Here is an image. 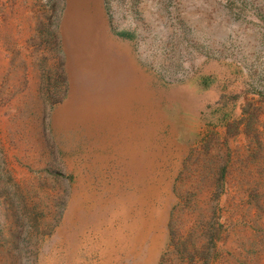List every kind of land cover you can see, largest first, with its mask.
I'll return each instance as SVG.
<instances>
[{
  "label": "rangeland",
  "instance_id": "1",
  "mask_svg": "<svg viewBox=\"0 0 264 264\" xmlns=\"http://www.w3.org/2000/svg\"><path fill=\"white\" fill-rule=\"evenodd\" d=\"M105 3L128 50L76 9L66 75L0 0V264H264V0Z\"/></svg>",
  "mask_w": 264,
  "mask_h": 264
},
{
  "label": "crops",
  "instance_id": "2",
  "mask_svg": "<svg viewBox=\"0 0 264 264\" xmlns=\"http://www.w3.org/2000/svg\"><path fill=\"white\" fill-rule=\"evenodd\" d=\"M76 9L80 10L84 17L96 18V23L102 30L107 44L110 46V51H114L116 48H122L123 51L128 50L127 42L132 38L125 31L112 28L105 0H8L5 16L9 72L12 69L14 71L17 64L15 55L18 56L22 52L26 58L27 51L36 52L33 48L37 45L41 34L48 41L45 47L50 67H57L55 42L57 35H60V52L64 56L63 68L66 72L64 46L61 40V23L67 13L75 14ZM11 56L14 57V65H12L13 57Z\"/></svg>",
  "mask_w": 264,
  "mask_h": 264
},
{
  "label": "bare ground",
  "instance_id": "3",
  "mask_svg": "<svg viewBox=\"0 0 264 264\" xmlns=\"http://www.w3.org/2000/svg\"><path fill=\"white\" fill-rule=\"evenodd\" d=\"M125 68L126 69H124V78L122 79L113 78L116 77L118 74L115 75L111 74L109 80L107 81L105 80L100 83L94 82L92 88V90H94L93 93L103 91L104 93H100L99 95L104 96V98L109 101L111 100L112 95L115 94L121 88H123L125 85L126 87L124 88V90L121 89L123 93L115 98L116 99L115 107H119L118 109H121L122 107L129 105L135 107V102L133 101L134 99L132 98L133 90L130 87L133 85H138V83L135 81L136 78L134 75H132L131 77L132 72L129 70L128 66Z\"/></svg>",
  "mask_w": 264,
  "mask_h": 264
}]
</instances>
